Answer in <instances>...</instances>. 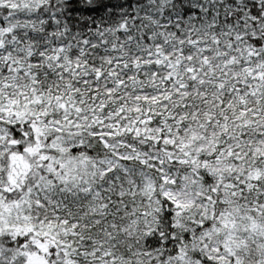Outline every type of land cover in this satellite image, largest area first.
Masks as SVG:
<instances>
[{"label":"snow or ice","instance_id":"obj_1","mask_svg":"<svg viewBox=\"0 0 264 264\" xmlns=\"http://www.w3.org/2000/svg\"><path fill=\"white\" fill-rule=\"evenodd\" d=\"M0 264H264V0H0Z\"/></svg>","mask_w":264,"mask_h":264}]
</instances>
